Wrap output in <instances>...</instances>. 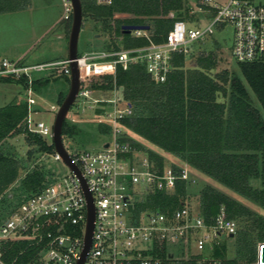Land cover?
<instances>
[{
	"label": "trees",
	"instance_id": "trees-1",
	"mask_svg": "<svg viewBox=\"0 0 264 264\" xmlns=\"http://www.w3.org/2000/svg\"><path fill=\"white\" fill-rule=\"evenodd\" d=\"M29 4L30 0H0V13L20 11ZM82 4L84 19H92L96 24L94 32L101 34L100 37L106 35L101 46L93 50L162 43L175 21L189 17L185 0H111L109 3L82 0ZM72 19L73 16L66 20L69 32ZM123 25H149V37L125 32ZM192 56L194 52L188 48L173 53V69L164 82L153 80L146 66L139 63L128 69L119 66L115 78L111 75L92 78L96 82L91 88L111 91L116 85L121 100L131 105L132 113L122 119L125 127L122 141L143 151L160 171L167 164L180 170V164L186 163L189 169V177L178 179L172 192L156 189L142 202H136V217L150 209L171 213L188 204L191 196H197V211L206 221L224 206L229 217L239 224L234 236L238 251L228 259L226 250L218 248L216 256L225 258L227 264H254L258 255L256 243L264 241V215L207 181L201 182L198 175L213 179L264 211V57L238 61L240 76L236 70L214 73L218 58L213 52L197 55L195 64L188 66L187 60ZM1 80L19 83L26 90L29 87L26 76L20 79L2 76ZM103 111L97 109L99 114ZM28 113L26 99L0 107V226L7 215L53 177L43 166L28 169L17 155L2 149L7 138L23 134L30 147L29 159L35 153L55 151L52 141L28 129ZM96 124L101 136L111 133L110 126ZM75 130L65 121L63 136H71ZM134 135L177 157L181 163L168 162L161 153L145 149ZM41 249L42 244L36 240L6 241L2 245L1 261L40 264Z\"/></svg>",
	"mask_w": 264,
	"mask_h": 264
},
{
	"label": "built area",
	"instance_id": "built-area-1",
	"mask_svg": "<svg viewBox=\"0 0 264 264\" xmlns=\"http://www.w3.org/2000/svg\"><path fill=\"white\" fill-rule=\"evenodd\" d=\"M100 1L109 3L111 0ZM62 2V19L68 20L73 16L72 3L71 0ZM212 2L214 0H204L198 5V9L211 18L206 28H188L185 20H177L162 43L151 42L121 50H92L78 55L81 79L78 98H92L94 89L84 88V80L89 82L106 75L115 78L119 66L128 69L132 64L141 63L153 80L166 81L173 69V53L187 51L188 44L205 39L219 24L234 27L232 52L237 61L263 58L264 5L250 0H230L225 5ZM132 34L149 37L147 30H133ZM70 62L68 58L34 65H26L22 60L0 61V77L28 78L26 125L30 131L53 138V127L35 119L39 110L35 109V98L30 96L33 85L30 72L50 67L58 74L71 75ZM111 91L110 98L94 100L107 104L96 120L111 127V133L106 135L109 139L101 148L92 150L70 152L65 145L95 207L89 248L85 252L88 198L84 185L81 177L55 150L48 155L65 162L70 173L47 182L3 222L0 262L4 242L30 239L42 244L40 264H79L82 258L81 264H227L225 258L216 256V251L221 238H234L239 224L229 217L224 206L210 221L187 204L171 213L150 209L136 217L134 206L138 199L144 200L156 189L172 192L178 179L189 177V169L186 164L185 167L180 165V170L167 164L160 171L147 155L137 159L140 151L121 140L125 133L122 119L132 113L131 105L121 100L116 85ZM51 109L56 110L54 106ZM172 247L178 248L179 253ZM254 264H261L259 254Z\"/></svg>",
	"mask_w": 264,
	"mask_h": 264
},
{
	"label": "rangeland",
	"instance_id": "rangeland-1",
	"mask_svg": "<svg viewBox=\"0 0 264 264\" xmlns=\"http://www.w3.org/2000/svg\"><path fill=\"white\" fill-rule=\"evenodd\" d=\"M52 1L50 5L43 3L30 2L26 8L8 13H0V61L6 57L9 60H15L19 56L24 57L22 62L26 65H34L38 63H49L65 57L68 53V43L65 40L56 38V34L61 30L63 24L67 23L63 20L62 23L54 21L60 17L63 18L64 6L62 0H49ZM186 7L189 10V17L186 18L188 28H206L211 23V18L204 12L198 9V5L204 0H185ZM230 0H214L212 4L225 5ZM253 3L264 5V0H250ZM8 14V15H7ZM95 22L92 19H83L82 30L79 37L78 51L83 54L101 46L104 42L106 35L95 33ZM105 35V36H104ZM234 39V27L231 24H219L214 26L212 33H208L205 39H199L194 43L188 44V51H193L194 56L187 60V65L192 66L195 64L196 56L203 53L213 52L217 55L218 66L213 71H233L242 76L238 61L234 58L232 52ZM30 76L35 80V84L30 87V96L35 98L37 104L35 107L39 109V113L35 116L36 120L44 121L49 126L53 127L58 109L63 100L67 96L70 89L71 75L58 74L55 69L47 67L43 71H31ZM96 80L87 82L83 81L84 88H91L92 83ZM252 92V91H251ZM117 94L120 96L119 91ZM29 91L24 89L23 85L16 82H3L0 77V107L8 103H20L27 99ZM112 96V91L93 90L92 98L90 100L80 97L77 98L72 105L70 112L66 118L68 126L75 128L71 136H63L65 145L70 152L99 149L105 140L109 138L101 136L97 133L96 123L99 113L98 108H102L104 103L95 102V99H106ZM254 97V95L252 94ZM52 106L56 110H52ZM101 114V113H100ZM131 136V134H130ZM147 150L159 152L164 155L166 161L178 162V158L166 154L160 147L155 144L144 140L136 135L133 136ZM50 142L52 137H46ZM29 146L24 139V135L20 134L15 137L7 138L2 144V149L6 152L17 155L23 160L28 167L32 169L35 166H43L47 171L52 172L51 181L53 178H62L70 173V168L63 161L53 160L47 153H35L29 159L27 151ZM139 158L146 156L143 151L137 153ZM178 163H181L180 160ZM186 164V163H185ZM185 164H180L185 167ZM201 182L207 181L211 185L224 191L225 193L235 197L240 202L244 203L251 209L264 215V211L260 209L253 202L238 195L230 189L224 187L213 179H208L202 175H198ZM48 182V181H47ZM253 184L258 185L257 181ZM136 189L139 186H135ZM142 202V199H138ZM189 208L198 210L197 196H191L187 202ZM10 215L5 217V220ZM264 241H258L256 248ZM220 248L226 250V257L228 259L236 256L238 251V243L235 238L223 237L220 239ZM176 254L179 253L178 248L172 247ZM0 264H4L0 262Z\"/></svg>",
	"mask_w": 264,
	"mask_h": 264
},
{
	"label": "water",
	"instance_id": "water-1",
	"mask_svg": "<svg viewBox=\"0 0 264 264\" xmlns=\"http://www.w3.org/2000/svg\"><path fill=\"white\" fill-rule=\"evenodd\" d=\"M73 8V19L69 35V46H68V59L71 60V80H70V89L63 100L60 108L58 109L57 116L53 125V144L55 150L60 154L63 160L81 177L82 183L84 185L86 195L88 198V227H87V236H86V250L91 244V235L93 230V221L95 216V207L92 199L91 193L88 191L85 181L79 171L78 167L71 162V158L66 149L64 139H63V127L66 121V118L70 112L72 105L75 103L78 98L81 79H80V69L77 63V58L79 55L78 44L79 37L83 25V4L82 0H71ZM123 30L125 32L131 33L133 30H148L149 25H123ZM108 146V145H106ZM260 263L264 264V244H261L258 249ZM83 261V258L80 260L79 264Z\"/></svg>",
	"mask_w": 264,
	"mask_h": 264
},
{
	"label": "crops",
	"instance_id": "crops-1",
	"mask_svg": "<svg viewBox=\"0 0 264 264\" xmlns=\"http://www.w3.org/2000/svg\"><path fill=\"white\" fill-rule=\"evenodd\" d=\"M38 1H39L40 3L46 4L47 6L50 5L51 2H52V1H49V0H30L31 3L34 2L35 4H36V3L39 4ZM30 5H31V4H30ZM8 14H9V13H8ZM8 14H7V15H8ZM57 22L62 23V22H63V19H60V17H58V18L54 21V24L56 23L55 25H57ZM69 35H70L69 28H68V26H67V23H65V24H63L61 30L56 34V38L61 39V40H63V41L65 40V42H67L68 45H69ZM68 53H69V51H68ZM68 53H67V55H66L65 57H63V58H61V59H57L56 61H62V60L67 59V58H68ZM3 59H9V58L4 57ZM15 60H24V57L19 56V57H18L17 59H15ZM54 61H55V60H54ZM1 107H2V106H1Z\"/></svg>",
	"mask_w": 264,
	"mask_h": 264
}]
</instances>
